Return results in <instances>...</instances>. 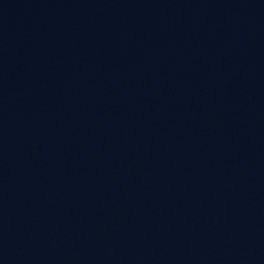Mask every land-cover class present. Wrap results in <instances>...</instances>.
Here are the masks:
<instances>
[{
    "label": "water",
    "instance_id": "1",
    "mask_svg": "<svg viewBox=\"0 0 264 264\" xmlns=\"http://www.w3.org/2000/svg\"><path fill=\"white\" fill-rule=\"evenodd\" d=\"M0 264H264V0H0Z\"/></svg>",
    "mask_w": 264,
    "mask_h": 264
}]
</instances>
